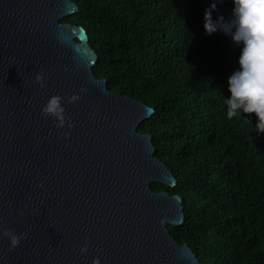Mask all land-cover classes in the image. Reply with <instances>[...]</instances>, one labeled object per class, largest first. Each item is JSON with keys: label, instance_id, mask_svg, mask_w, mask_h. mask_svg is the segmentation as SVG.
I'll return each mask as SVG.
<instances>
[{"label": "water", "instance_id": "obj_1", "mask_svg": "<svg viewBox=\"0 0 264 264\" xmlns=\"http://www.w3.org/2000/svg\"><path fill=\"white\" fill-rule=\"evenodd\" d=\"M77 12L70 0H0V231L25 237L12 250L0 238V264H200L169 234L182 198L151 188L177 184L138 132L154 109L96 79L88 35L61 23ZM81 87L62 101L73 127L55 128L42 106Z\"/></svg>", "mask_w": 264, "mask_h": 264}, {"label": "trees", "instance_id": "obj_2", "mask_svg": "<svg viewBox=\"0 0 264 264\" xmlns=\"http://www.w3.org/2000/svg\"><path fill=\"white\" fill-rule=\"evenodd\" d=\"M97 54L92 70L108 90L154 109L138 128L172 172L184 224L168 226L200 264H264V133L256 116L226 118L227 78L239 48L229 35L203 29L213 0H70ZM218 0L213 19L230 17Z\"/></svg>", "mask_w": 264, "mask_h": 264}, {"label": "clouds", "instance_id": "obj_3", "mask_svg": "<svg viewBox=\"0 0 264 264\" xmlns=\"http://www.w3.org/2000/svg\"><path fill=\"white\" fill-rule=\"evenodd\" d=\"M218 0H213L203 15V29L205 34L211 35L217 31L229 35L232 42L239 48L237 68L227 78L228 97L226 105V118L232 120L240 118L244 114L254 113L257 120L254 129L258 133H264V0H230L232 4L230 17L227 21L223 17L213 19L212 13L216 10ZM57 35V39H60ZM35 81L40 87H44V76L37 74ZM86 88L81 87L79 94H72L66 98L53 95L48 98L41 108V114L46 118H52L57 129L67 128L71 130L73 124L65 115L62 101L69 104L78 102ZM63 138L67 139L69 131L64 132ZM37 187H43L42 184ZM0 238L8 240L9 250L15 249L24 234L17 235L10 229L0 231ZM88 252L87 237L85 245L79 249L80 256ZM92 264H100L98 258H94Z\"/></svg>", "mask_w": 264, "mask_h": 264}]
</instances>
